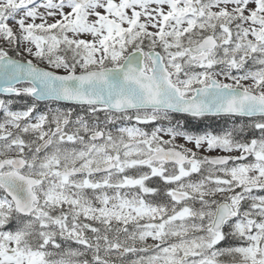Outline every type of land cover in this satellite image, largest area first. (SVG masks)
I'll return each mask as SVG.
<instances>
[{
    "label": "snow or ice",
    "instance_id": "snow-or-ice-1",
    "mask_svg": "<svg viewBox=\"0 0 264 264\" xmlns=\"http://www.w3.org/2000/svg\"><path fill=\"white\" fill-rule=\"evenodd\" d=\"M0 264H264V0H0Z\"/></svg>",
    "mask_w": 264,
    "mask_h": 264
},
{
    "label": "rangeland",
    "instance_id": "rangeland-1",
    "mask_svg": "<svg viewBox=\"0 0 264 264\" xmlns=\"http://www.w3.org/2000/svg\"><path fill=\"white\" fill-rule=\"evenodd\" d=\"M43 66V65H42Z\"/></svg>",
    "mask_w": 264,
    "mask_h": 264
}]
</instances>
